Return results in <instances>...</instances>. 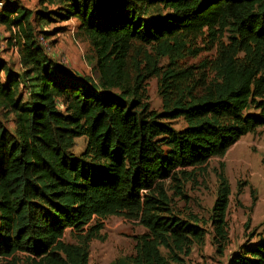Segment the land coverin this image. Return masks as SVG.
Masks as SVG:
<instances>
[{
  "label": "trees",
  "instance_id": "16d2710c",
  "mask_svg": "<svg viewBox=\"0 0 264 264\" xmlns=\"http://www.w3.org/2000/svg\"><path fill=\"white\" fill-rule=\"evenodd\" d=\"M37 1L41 28L79 23L96 77L48 58L33 13L6 0L0 26L14 33L6 42L21 73L0 60L1 264H89L109 217L146 230L134 253L110 264H186L207 235L222 254L229 182L220 175L208 224L177 210L175 199H187L178 176L264 127V0ZM49 32L39 30L43 40ZM199 42L214 56L193 71L181 63ZM149 77L159 79V112L148 104ZM80 138L86 148L75 155ZM257 230L228 264H264Z\"/></svg>",
  "mask_w": 264,
  "mask_h": 264
},
{
  "label": "rangeland",
  "instance_id": "374dc122",
  "mask_svg": "<svg viewBox=\"0 0 264 264\" xmlns=\"http://www.w3.org/2000/svg\"><path fill=\"white\" fill-rule=\"evenodd\" d=\"M4 4L6 0H3ZM20 7L33 13L32 24L35 27L37 40L41 37L39 30L50 31L42 43L44 52L51 60L68 68L79 77L95 78L93 71L95 60L89 41L78 31L79 23L75 20L41 28L34 20L39 11L37 0H12ZM61 28V32L54 31ZM14 35L0 26V60L7 68L21 73L20 55L15 47H9L6 40ZM40 41V39H39ZM200 42L193 47L197 51L188 56L181 64L185 68L195 71L202 62L210 60L214 52L205 49ZM167 61L160 63L166 66ZM144 66V65H143ZM148 104L155 111L162 108L160 84L157 77H149L145 82ZM8 130L14 132V122L4 120ZM176 130L183 129L186 124L183 120L171 122ZM86 139L76 140L72 152L80 155L85 151ZM187 176H178L184 184L186 200L175 199L174 203L184 216L189 214L198 217L202 222L209 224L212 208L217 198L219 177L224 175L231 188V197L228 209L229 245L222 254L213 243L212 236L207 235L203 247H195L186 264H228L231 254L239 251L242 245L255 242L249 234L257 230L260 234L264 230V127L254 134L241 138L224 156L210 159L206 164L186 169ZM248 225V228L246 226ZM101 236L103 241L94 240L90 245L89 264H110L118 257L128 256L133 252L135 237L145 233V229L137 222L128 221L120 217H109L103 221ZM209 228V225H207ZM206 227V228H207ZM66 242L75 240L67 231ZM21 261L24 257L20 256ZM1 264V260H0Z\"/></svg>",
  "mask_w": 264,
  "mask_h": 264
},
{
  "label": "built area",
  "instance_id": "2783aa9c",
  "mask_svg": "<svg viewBox=\"0 0 264 264\" xmlns=\"http://www.w3.org/2000/svg\"><path fill=\"white\" fill-rule=\"evenodd\" d=\"M3 7H4V1L3 0H0V12H1V10L3 9ZM40 41L42 42V43H44L43 42V39L40 37Z\"/></svg>",
  "mask_w": 264,
  "mask_h": 264
}]
</instances>
